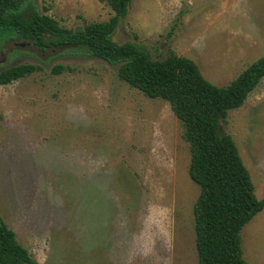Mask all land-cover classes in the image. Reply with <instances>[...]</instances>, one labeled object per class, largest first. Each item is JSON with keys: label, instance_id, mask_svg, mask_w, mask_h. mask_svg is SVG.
Listing matches in <instances>:
<instances>
[{"label": "rangeland", "instance_id": "1", "mask_svg": "<svg viewBox=\"0 0 264 264\" xmlns=\"http://www.w3.org/2000/svg\"><path fill=\"white\" fill-rule=\"evenodd\" d=\"M32 1L72 29L114 14L98 0ZM112 37L152 58H191L225 86L264 54V0H131ZM17 64L39 67L0 85V214L19 244L39 264H198L200 189L168 102L80 47L11 39L0 70ZM220 132L234 139L262 198L264 77ZM241 244L250 264H264V208L242 228Z\"/></svg>", "mask_w": 264, "mask_h": 264}, {"label": "trees", "instance_id": "2", "mask_svg": "<svg viewBox=\"0 0 264 264\" xmlns=\"http://www.w3.org/2000/svg\"><path fill=\"white\" fill-rule=\"evenodd\" d=\"M114 14L106 21L66 28L39 12L32 0H0V52L11 39L31 41L39 49L72 46L117 65L120 80L149 98L168 102L189 144L188 174L199 185L193 205L198 264H250L244 257L241 230L264 208V196L255 194L249 170L230 134L220 124L230 110L239 108L264 77V54L229 84L217 86L206 79L194 60L170 51L152 58L138 43H118L113 32L131 0H98ZM39 67L10 65L0 70V85L25 77ZM63 66L57 65L54 72ZM0 264H39L16 239L0 214Z\"/></svg>", "mask_w": 264, "mask_h": 264}, {"label": "water", "instance_id": "3", "mask_svg": "<svg viewBox=\"0 0 264 264\" xmlns=\"http://www.w3.org/2000/svg\"><path fill=\"white\" fill-rule=\"evenodd\" d=\"M19 45L24 46V43H19Z\"/></svg>", "mask_w": 264, "mask_h": 264}]
</instances>
